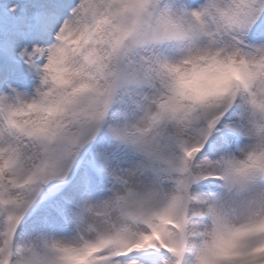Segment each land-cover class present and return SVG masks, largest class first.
<instances>
[{"label":"snow or ice","instance_id":"6c2138e0","mask_svg":"<svg viewBox=\"0 0 264 264\" xmlns=\"http://www.w3.org/2000/svg\"><path fill=\"white\" fill-rule=\"evenodd\" d=\"M73 260L264 264V0H0V264Z\"/></svg>","mask_w":264,"mask_h":264},{"label":"clouds","instance_id":"9594fccd","mask_svg":"<svg viewBox=\"0 0 264 264\" xmlns=\"http://www.w3.org/2000/svg\"><path fill=\"white\" fill-rule=\"evenodd\" d=\"M62 71L59 62L53 66V72L59 75ZM246 76L243 64L230 61L222 64L215 60H204L197 63L184 64L171 71L174 86V107L187 103L188 98H205L212 96L226 86V82L242 79ZM71 264H79L73 260Z\"/></svg>","mask_w":264,"mask_h":264}]
</instances>
